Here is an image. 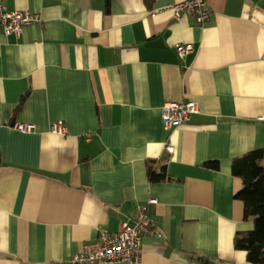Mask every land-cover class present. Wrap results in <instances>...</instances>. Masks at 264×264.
I'll return each instance as SVG.
<instances>
[{
  "label": "crops",
  "instance_id": "1",
  "mask_svg": "<svg viewBox=\"0 0 264 264\" xmlns=\"http://www.w3.org/2000/svg\"><path fill=\"white\" fill-rule=\"evenodd\" d=\"M177 1L4 0L40 21L0 34V264H68L150 198L139 261L105 264H252L231 164L259 149L264 170V0H205L201 25L158 10ZM186 100L165 129L162 105Z\"/></svg>",
  "mask_w": 264,
  "mask_h": 264
},
{
  "label": "built area",
  "instance_id": "2",
  "mask_svg": "<svg viewBox=\"0 0 264 264\" xmlns=\"http://www.w3.org/2000/svg\"><path fill=\"white\" fill-rule=\"evenodd\" d=\"M171 11L174 18L190 16L195 23L201 25L209 19L210 11L205 0H181L158 9ZM150 14L154 15L155 11ZM36 13L18 9L9 10L0 0V34H19L27 24L39 22ZM176 53L182 57L192 48L188 43H177ZM198 111V106L193 100L166 101L161 107V120L165 129L169 130L186 121L191 114ZM13 128L23 132H30L34 126L28 123L15 122ZM49 130L57 135H65L67 132L63 121L58 120L50 124ZM164 150L172 152V144L166 140ZM156 203L150 198L144 205L136 207L131 221H122L116 231H108L99 228L97 237L92 242L82 245V248L70 259L68 264H105L114 262L137 263L140 259L142 234L153 228L154 223L148 215V205Z\"/></svg>",
  "mask_w": 264,
  "mask_h": 264
},
{
  "label": "trees",
  "instance_id": "3",
  "mask_svg": "<svg viewBox=\"0 0 264 264\" xmlns=\"http://www.w3.org/2000/svg\"><path fill=\"white\" fill-rule=\"evenodd\" d=\"M108 1L106 0L107 3ZM25 96L26 94L20 98L17 109L22 105ZM261 156V150H253L235 157L231 164L232 174L243 181L242 188L235 196L243 202L244 219L253 223L250 230L234 233L233 245L235 249L244 250L246 260L252 264H264V170ZM207 165L215 168L217 162H207ZM147 175L150 181H163L166 178L165 164L148 165Z\"/></svg>",
  "mask_w": 264,
  "mask_h": 264
}]
</instances>
